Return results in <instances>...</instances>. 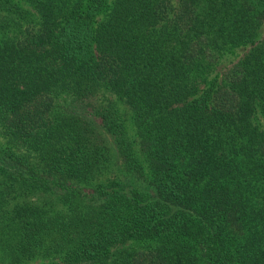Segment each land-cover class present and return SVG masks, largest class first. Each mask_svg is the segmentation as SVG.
Here are the masks:
<instances>
[{"label":"trees","instance_id":"obj_1","mask_svg":"<svg viewBox=\"0 0 264 264\" xmlns=\"http://www.w3.org/2000/svg\"><path fill=\"white\" fill-rule=\"evenodd\" d=\"M262 25L264 0H0V264H264Z\"/></svg>","mask_w":264,"mask_h":264},{"label":"rangeland","instance_id":"obj_2","mask_svg":"<svg viewBox=\"0 0 264 264\" xmlns=\"http://www.w3.org/2000/svg\"><path fill=\"white\" fill-rule=\"evenodd\" d=\"M264 40V25L261 26L258 37L256 39V44ZM250 49V46H247L245 48H239L235 51L234 54L226 55L222 61L220 62L219 66L217 67V70L220 71V74L227 70L228 68H231L233 64L238 62L243 58V55ZM216 73H219L216 71Z\"/></svg>","mask_w":264,"mask_h":264}]
</instances>
